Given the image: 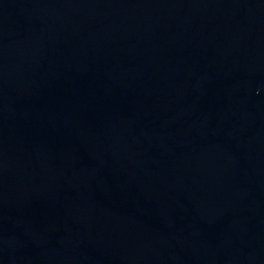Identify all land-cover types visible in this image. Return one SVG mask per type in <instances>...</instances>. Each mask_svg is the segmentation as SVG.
Instances as JSON below:
<instances>
[{"label":"water","instance_id":"obj_1","mask_svg":"<svg viewBox=\"0 0 264 264\" xmlns=\"http://www.w3.org/2000/svg\"><path fill=\"white\" fill-rule=\"evenodd\" d=\"M0 264H264V0H0Z\"/></svg>","mask_w":264,"mask_h":264}]
</instances>
